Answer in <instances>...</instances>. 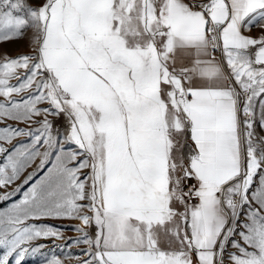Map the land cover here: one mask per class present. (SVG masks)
<instances>
[{
    "label": "snow or ice",
    "instance_id": "snow-or-ice-1",
    "mask_svg": "<svg viewBox=\"0 0 264 264\" xmlns=\"http://www.w3.org/2000/svg\"><path fill=\"white\" fill-rule=\"evenodd\" d=\"M0 98V264H264V0H0Z\"/></svg>",
    "mask_w": 264,
    "mask_h": 264
},
{
    "label": "rangeland",
    "instance_id": "rangeland-1",
    "mask_svg": "<svg viewBox=\"0 0 264 264\" xmlns=\"http://www.w3.org/2000/svg\"><path fill=\"white\" fill-rule=\"evenodd\" d=\"M258 25V22H257ZM8 52L11 56L15 57L21 54H30V48L27 46L26 42H22L18 45H7ZM12 83H16V81H12ZM2 99V98H0ZM260 106L259 102L256 104V112L259 114ZM49 120L53 123V131L54 133L59 130L61 134H63L67 128V121L63 116H49ZM9 124H11L13 127H16V123L9 121ZM19 127H25V125H19ZM257 131H260L257 129ZM20 142H27L26 137H20L16 138L12 141L13 145H17ZM2 143V142H0ZM4 147H7L11 149L12 145L4 144ZM68 147H72L69 145ZM54 159V157H53ZM39 161L37 160L35 164H33L31 167L27 168L24 173L21 174L20 178L15 181L14 184H12L7 189H0V194H3L4 192L11 193V197L6 200H0V210H3L5 208H8L11 206L12 203L18 201L22 196L24 191H26L31 184L35 183L36 180L40 179V177L44 174V171H46V168L43 170L37 169V164ZM51 166L50 164L48 165ZM35 173L33 175L32 180L28 181L27 184L24 183L25 179L30 173ZM20 186V191H15L17 186ZM32 223L37 224H46L51 225L63 232L64 239H38L33 242L34 245H43V248L41 249L40 253H37L36 255L31 254L29 252L26 254L25 259L23 260L22 264H46V258H50L53 254H55L57 257L61 259H65L67 254H71L73 257V260L71 261V264H75V258H81L83 259V253L82 249L86 247L85 245L81 244L79 246H76L72 244V239H75L79 234L72 230L76 225L79 224V221L77 220H69V219H43L39 221H32ZM90 235H94L95 228L92 227L88 229ZM71 238V239H69ZM66 241L67 245L66 246ZM11 264H15L14 258L12 259ZM65 264H69L67 260H65Z\"/></svg>",
    "mask_w": 264,
    "mask_h": 264
},
{
    "label": "crops",
    "instance_id": "crops-1",
    "mask_svg": "<svg viewBox=\"0 0 264 264\" xmlns=\"http://www.w3.org/2000/svg\"><path fill=\"white\" fill-rule=\"evenodd\" d=\"M252 36H259L260 35V28L257 25V22H254L253 25L251 26V32L247 33Z\"/></svg>",
    "mask_w": 264,
    "mask_h": 264
}]
</instances>
